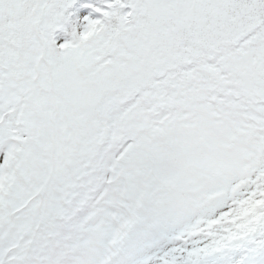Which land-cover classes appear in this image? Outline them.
Segmentation results:
<instances>
[{"label":"snow or ice","instance_id":"1","mask_svg":"<svg viewBox=\"0 0 264 264\" xmlns=\"http://www.w3.org/2000/svg\"><path fill=\"white\" fill-rule=\"evenodd\" d=\"M0 264H264V0H0Z\"/></svg>","mask_w":264,"mask_h":264}]
</instances>
